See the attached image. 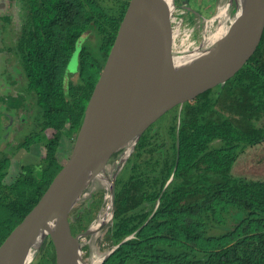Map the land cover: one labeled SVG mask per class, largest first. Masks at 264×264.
Returning <instances> with one entry per match:
<instances>
[{
  "label": "trees",
  "instance_id": "trees-1",
  "mask_svg": "<svg viewBox=\"0 0 264 264\" xmlns=\"http://www.w3.org/2000/svg\"><path fill=\"white\" fill-rule=\"evenodd\" d=\"M22 6L25 21L18 48L28 90L35 93L37 126L41 132L50 128L54 133L49 139L38 136V144L46 149V165L36 175L35 195L1 208L5 219L0 224L7 234L0 244L70 156L122 17L115 20L104 14L93 0H22ZM95 33L102 64L86 69L82 50L81 76L75 83L67 82V64L79 49V40ZM192 112L197 116L208 112L210 117L180 124L178 143L171 142L173 179L169 185L163 179L152 190L145 185L144 179L160 174L155 169L162 158L158 144L150 143L138 160L140 142L132 155L135 160L124 168L128 177L119 180L115 218L106 234L109 251L118 247L101 264H264V181L236 178L231 173L247 148L264 142V125L255 126L264 119V34L254 55L230 80L184 104L181 120ZM61 150L68 157L59 164L56 154ZM198 163L203 164L202 181L194 182L190 172L188 184L183 188L180 182L176 184L184 171ZM232 211L243 217L226 230L210 234L214 224L223 222L224 215ZM88 218L85 210L76 212L70 223L72 233L87 230ZM37 249L40 254L35 264H54L48 236Z\"/></svg>",
  "mask_w": 264,
  "mask_h": 264
},
{
  "label": "water",
  "instance_id": "water-1",
  "mask_svg": "<svg viewBox=\"0 0 264 264\" xmlns=\"http://www.w3.org/2000/svg\"><path fill=\"white\" fill-rule=\"evenodd\" d=\"M231 2L234 12L225 28L206 48L183 53L177 60L179 0L127 1L70 156L0 244V264H29L46 236L54 264H88L81 237L94 227L73 234L70 214L95 180L108 181L105 171L113 155L135 144L171 110L225 84L256 52L264 34V0ZM110 188L113 200V181Z\"/></svg>",
  "mask_w": 264,
  "mask_h": 264
},
{
  "label": "flooded vegetation",
  "instance_id": "flooded-vegetation-1",
  "mask_svg": "<svg viewBox=\"0 0 264 264\" xmlns=\"http://www.w3.org/2000/svg\"><path fill=\"white\" fill-rule=\"evenodd\" d=\"M107 1L109 3V0ZM112 1H114V4L111 3V5L106 4L102 6L99 0H93L96 5L98 4L97 8L102 12L104 11V13H109L111 15L114 14L116 16L123 14V8L125 9L128 0ZM199 1L201 0H198V2ZM215 1L217 0H213V6ZM181 4L191 15L195 14L187 7V0H182ZM222 6L221 1L220 5L216 7L214 16H209L211 18L207 19L204 18L206 20H204L203 34L201 33L199 42H189L190 44L188 45V48L192 50L206 48L211 42L210 38L214 37L219 31L225 28L227 25V8ZM24 17L25 12L22 6V0H0V205L2 204L4 207L12 203L14 204L20 199H26L35 195L36 175L38 170L46 165V149L38 144V136L43 135L45 138L49 139L54 133L50 128L41 132L40 127L37 126V117L39 116V113L35 93H33L32 90H28V81L22 65L21 53L18 48L19 37L21 36L22 27L25 21ZM113 19L116 20V18ZM227 21L229 22L228 19ZM214 23H217V28L214 30V34H211V28ZM180 34L181 32H179V35ZM82 50H84V46ZM81 59L82 58L79 59L78 63L79 69L75 73L68 74L66 71L65 79H67V82L70 81L75 83L79 78L81 72ZM73 76H76L75 81H71ZM179 110L180 108L171 110L154 124L156 125L160 121L164 122V120H166V133L163 132V136L161 131H158L157 135L153 136L155 133L153 131L154 125H152L139 137L135 144L131 143L125 146L119 151L116 158H113L108 162L105 171L108 182L104 179L105 183L101 193L99 192L100 189H95L93 185L90 188L88 187L84 192L81 197L82 200H79L83 203V207L76 212H80L82 209L85 210L89 214V221L92 220V214L94 215V219L91 221L89 228L87 227V230L91 227L97 228H94L95 230L90 234L98 235L105 230L107 233L108 229L113 226L116 207L115 197L118 193L117 188L120 184L119 180L123 178L127 179L128 170L123 173L124 168L126 166H131L132 155L138 150L137 147L140 142H143V139L145 138L146 140L147 138L149 144L147 143L148 145L144 152H146L152 144L163 143L162 146L158 144V152L160 151L161 153L162 150L166 148V144H168L169 141L173 142V140H175V143H178V131L181 124ZM49 130L52 131L51 135L47 134V131ZM12 131L13 135L11 139L6 140L8 134ZM148 132H150L149 135H147ZM62 141L64 142V139ZM163 146L164 148L162 149ZM39 149H44V155L39 156ZM117 159L118 161H116ZM126 159L129 160L127 161ZM177 160L178 159H176V161ZM124 164L125 166L122 167ZM27 166L32 167L30 172L26 170ZM16 168L19 170V173L17 172V178L14 179L13 177L14 182L9 184V175L11 172H15ZM171 171L169 179H163L165 186L169 185L173 179V173ZM151 174L152 173H150V175ZM20 179H25L27 186L22 194L15 197V195H13V190L16 189V185H13ZM112 181L114 188L113 200L110 190V182ZM87 191H90V194H87ZM103 191L104 194L102 195ZM98 193L101 194L100 200L98 199L99 202H95L92 199L93 197L95 198V195ZM90 201H93V203ZM94 202L98 204L96 205ZM73 221L74 218H70V223ZM90 234L85 236H90Z\"/></svg>",
  "mask_w": 264,
  "mask_h": 264
},
{
  "label": "rangeland",
  "instance_id": "rangeland-1",
  "mask_svg": "<svg viewBox=\"0 0 264 264\" xmlns=\"http://www.w3.org/2000/svg\"><path fill=\"white\" fill-rule=\"evenodd\" d=\"M99 1H100V4L102 6L106 5V4L111 5V3L114 4V1H112V0L111 1L109 0V3L107 0H99ZM187 1H188L187 7L189 8V10L191 12H194L195 14L191 15L190 12H188L186 10V8L181 4L182 0L179 1V19H180V32H181V34L178 35V38H177V45H176V54L177 55H180L181 53H186V52L192 51V49L188 48V45L190 44L189 42H191V43H193L195 41L199 42L201 33L203 34L204 20L214 16V14L216 12V7L218 5H220L221 1H222V5H223L222 7L227 8V14H226L227 24H228L227 19L230 20V18L233 15V12H234V3L233 2L229 3V0H217L214 2L215 3L214 6H213V0H201L199 2H198V0H187ZM113 4H112V6H113ZM103 13H104V11H103ZM104 14L111 16L113 18H116V19H117V17H119V16H116L114 14H112V15L109 13H104ZM196 14H199V15H196ZM209 16H211V17H209ZM204 18H206V19H204ZM202 24H203V26H202ZM216 28H217V23H214V25L211 28L212 29L211 34H214V30ZM98 39H99V37L96 33L93 35L91 34L89 36L86 35V36H83L81 38L80 43H79L80 48L77 51H73V53L71 55V59H70L69 63L67 64V70L66 71L68 74L69 73L70 74L75 73L79 69L78 63H79V59L81 58V55H79V54H81L83 46H84V55H85L84 56L85 57L84 63H85L86 69H88L89 67L91 68V67L100 66V64H102L103 57L99 51ZM75 80H76V76L75 77L73 76L71 78V81H75ZM80 80H81V78H80ZM196 104H200V101L194 103V105H196ZM183 108H184V105H182L180 110H179L180 114H181ZM209 117H210V114L208 112L206 114L201 113V116H197L192 112L191 114L186 116V118L183 121L180 118V122L181 123H192V122H195V120L204 121V120H208ZM166 124H167V122H166V120H164V122L160 121L159 123L154 125L153 131L155 134L153 136H156L158 131H161L162 136H163V132L166 133V130H165ZM263 125H264V119L263 118H261L255 122L256 127H262ZM173 128H175V127H173ZM47 134L51 135L52 131H50V130L47 131ZM149 134H150V132L147 133V135H149ZM12 135H13V131L8 134L6 140H10ZM147 143H148L147 138H146V140L144 138L143 142H141V144L139 146L140 147L139 149H141L142 154L140 156L138 155V160L143 157L144 150L147 146ZM162 144L163 143L160 142L159 145L162 146ZM39 150H40L39 156L44 155V149H39ZM57 155H58L57 160H58L59 164H62L66 160V158L68 157V152L67 151L63 152L61 150V151H59V153H57ZM157 156H158V154H157ZM160 156H162V158L159 157L161 162L157 158L158 161H156L157 163L155 166V169L160 173L159 175H157L158 177H156L155 179H148V178L144 179L145 185L148 188H151V190L154 188L155 185H157L159 182L162 181L161 179L167 180L170 177V171H171L172 162H173V149L171 146V141H169L168 146H166V148H164L162 150V155H160ZM131 159L135 160L134 156H132ZM116 161H118V159ZM125 164L122 167H124ZM202 165L203 164L198 163V165L193 166L195 168H193L192 170H191L192 167H190L186 172L184 171L182 174L183 175L182 179L178 180L176 182V184H178L180 182L179 186H181L182 188L185 184H188L190 182V177H188L190 172L192 174V178H193L194 182L202 181V180H200V176H199L200 174H202V172H201V170L203 168ZM26 170L30 172L32 170V167L27 166ZM197 170H198V172H197ZM17 172L19 173L18 168H16L15 172H11V174L9 175V178H8V180L10 179L9 184L14 182L13 177H14V179L17 178ZM231 173L236 178H245V179H249V180L264 181V142H261L260 144L254 146L252 148H247L245 150V152L238 158V160L236 161L234 166L232 167ZM144 175L149 176L150 173H146ZM25 176H27V175H25ZM150 176H153V174H151ZM15 185H16V189L13 190V192H14L13 195H15V197H18L20 194H22V192L25 191L27 184L25 182V179H20L13 186H15ZM92 185L94 186L95 189H97V190L100 189V191H99L100 193L103 190L102 188L104 187V183H102L100 180H95L92 183ZM100 193H98L99 195L98 194L95 195V198L93 197L92 200L95 202H99L100 196H101ZM87 194H90V191H87ZM103 194H104V191L102 192V195ZM93 201H90V202L93 203ZM95 202H94V204L97 205L98 203H95ZM82 204L83 203H81V201L77 202V204L73 207V209L71 211L70 218L73 219L75 217L76 211H78L80 208L83 207ZM2 206L3 205L1 204L0 205V222H2L5 219L4 218V216H5L4 211H3V209H1ZM91 209H93V208H91ZM242 217L243 216L241 215V213L234 212V211L230 212L229 214H225L224 215V221L221 223L219 222V223L214 224L213 229H211L210 234H218L219 232L226 230L228 227H231L234 224V221L235 222L239 221ZM91 218H92V220L94 219L93 214H92ZM91 221L87 222L88 228L90 226ZM130 226H133V224H130ZM11 227H13V225H11ZM105 232H106V230L99 233L98 235L90 234V236H85V237L81 238L83 259L88 264H91L93 259H99L101 261L103 259V257L109 252L108 248H107L108 242H107V239H105L106 238ZM6 234H7V230L4 227H2L0 224V241L3 237L6 236ZM39 254H40L39 250L35 249L32 252L31 261L29 264H35L37 262V260H39Z\"/></svg>",
  "mask_w": 264,
  "mask_h": 264
},
{
  "label": "bare ground",
  "instance_id": "bare-ground-1",
  "mask_svg": "<svg viewBox=\"0 0 264 264\" xmlns=\"http://www.w3.org/2000/svg\"><path fill=\"white\" fill-rule=\"evenodd\" d=\"M214 40H215V39H214ZM180 56H182V55H179V56L177 57V60L180 59ZM102 182L105 183V181H103V180H102ZM107 182H108V181H107ZM98 226H99V225H98ZM94 228H97V227H94ZM93 230H95V229H93ZM105 233H106V232H105ZM107 233H108V232H107ZM107 233H106V234H107ZM105 239H106V238H105ZM41 240H42V239L39 240V242L37 243V246L39 245V243L41 242ZM83 250H84V249H83ZM100 251H101V250H100ZM86 254H87V253H86ZM31 256H32V255H31ZM31 256H30V257H31ZM99 262H100L99 259H93L92 262H91V264H98Z\"/></svg>",
  "mask_w": 264,
  "mask_h": 264
},
{
  "label": "built area",
  "instance_id": "built-area-1",
  "mask_svg": "<svg viewBox=\"0 0 264 264\" xmlns=\"http://www.w3.org/2000/svg\"><path fill=\"white\" fill-rule=\"evenodd\" d=\"M212 38V37H211ZM211 38H210V41H211Z\"/></svg>",
  "mask_w": 264,
  "mask_h": 264
}]
</instances>
